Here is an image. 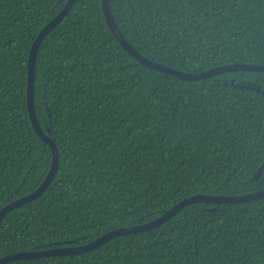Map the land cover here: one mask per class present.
<instances>
[{
	"label": "trees",
	"instance_id": "1",
	"mask_svg": "<svg viewBox=\"0 0 264 264\" xmlns=\"http://www.w3.org/2000/svg\"><path fill=\"white\" fill-rule=\"evenodd\" d=\"M67 0H0V209L34 191L52 150L28 110V59ZM126 39L185 72L264 64V0H110ZM35 107L59 149L37 198L0 221V257L89 242L199 193L264 188V71L187 80L116 39L102 0H77L43 39ZM6 264H264V197L195 202L160 226L87 252Z\"/></svg>",
	"mask_w": 264,
	"mask_h": 264
},
{
	"label": "water",
	"instance_id": "2",
	"mask_svg": "<svg viewBox=\"0 0 264 264\" xmlns=\"http://www.w3.org/2000/svg\"><path fill=\"white\" fill-rule=\"evenodd\" d=\"M77 0H67L64 4L63 8L58 12V14L53 17L38 33L35 38L28 59V88H27V104L30 119L32 125L37 132V134L44 140L51 148L53 158L51 168L42 181V183L32 192L17 198L8 204H6L3 208L0 209V221L2 218L10 212L12 209L19 207L27 202L37 198L49 187L52 180L57 174L59 168V149L54 140L43 130L40 125L36 107H35V72H36V59L38 55L39 48L42 44L43 39L51 32L58 24L62 22L64 17L68 14V12L73 7L74 3ZM102 8L106 18V21L114 33L116 39L122 44V46L139 62L142 64L157 69L169 74H172L176 77L187 79V80H200L204 78H208L212 75L221 74L225 72H232L236 70H256V71H264V64H256V63H246V62H237V63H228L219 66H215L209 69H205L199 72H185L180 69L174 68L172 66L163 64L156 60H153L145 55H143L140 51H138L124 36L123 32L119 28L114 15L112 13V9L110 6V0H102ZM264 197V188L259 189L257 191L245 193V194H236V195H223V194H194L188 196L178 203L174 204L163 214L157 216L156 218L149 220L144 223L119 227L113 230H110L97 238L82 244L75 245H67V246H57L50 247L38 250H30V251H19L12 252L5 256L0 257V264H6L10 261L16 259H28V258H39L44 256H53V255H70V254H78L82 252L90 251L98 246L108 242L114 237L141 232L145 230H149L151 228L162 225L171 219L174 215H176L180 210L184 207L193 204L195 202H214L218 204L222 203H237V202H246L253 199H258Z\"/></svg>",
	"mask_w": 264,
	"mask_h": 264
}]
</instances>
